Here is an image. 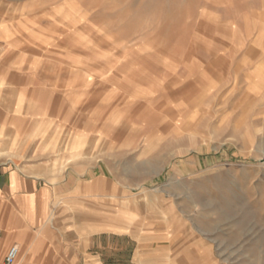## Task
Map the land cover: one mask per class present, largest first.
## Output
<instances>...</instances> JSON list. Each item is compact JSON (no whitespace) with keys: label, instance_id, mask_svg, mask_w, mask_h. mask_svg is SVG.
Here are the masks:
<instances>
[{"label":"rangeland","instance_id":"rangeland-1","mask_svg":"<svg viewBox=\"0 0 264 264\" xmlns=\"http://www.w3.org/2000/svg\"><path fill=\"white\" fill-rule=\"evenodd\" d=\"M60 1L0 0V140L63 184L53 210L131 212L135 245L163 213L161 264H264V0Z\"/></svg>","mask_w":264,"mask_h":264},{"label":"crops","instance_id":"crops-1","mask_svg":"<svg viewBox=\"0 0 264 264\" xmlns=\"http://www.w3.org/2000/svg\"><path fill=\"white\" fill-rule=\"evenodd\" d=\"M21 104L22 101L18 100L20 108ZM34 109V106H29L30 112ZM13 132L9 143L0 140V251L8 248V254L12 248L9 246L17 245L19 255L16 262L21 264H161L164 262V257L168 256H163V253L172 252V247L168 246L164 248L165 251H159L148 247L147 243L153 241L158 243L166 240L167 237L160 235L152 239V235L144 236V233L140 234V232L149 230V227L159 222L174 229L171 228V221L165 214L160 213L158 217L151 220L144 219L140 223L136 238L140 235L141 239H136L135 245L131 239L125 238L129 237L137 222L136 216L131 212L117 214L108 222L90 225L89 213L81 206L78 209L79 213H61L58 209L54 211L55 208L51 206L59 205L65 200L63 184H58L59 186L43 184L40 162L24 163L20 130L15 128ZM79 187L80 185L76 184L71 191ZM81 200L87 201L86 193ZM121 240L126 242L123 252L116 249ZM159 244L155 246L158 247ZM115 249L118 250L116 254ZM105 254H108V260H105ZM176 256L180 257L177 254ZM179 260L181 264L183 258ZM167 264H179V262L172 260Z\"/></svg>","mask_w":264,"mask_h":264},{"label":"bare ground","instance_id":"bare-ground-1","mask_svg":"<svg viewBox=\"0 0 264 264\" xmlns=\"http://www.w3.org/2000/svg\"><path fill=\"white\" fill-rule=\"evenodd\" d=\"M111 1V0H110ZM115 2L120 5L122 0H115ZM101 3V2H100ZM116 5V7L118 6ZM70 2L69 0H63L60 1L56 7L55 14L58 16L59 21L61 22H68V23H73V22H87L90 21L94 15L90 16L89 11L86 12L84 6H77L74 9L70 8ZM91 6L89 7V9ZM65 13V15H63ZM180 23V22H179ZM49 38V37H48ZM68 38V37H67ZM18 41V40H17ZM46 43V42H45ZM48 43V42H47ZM48 45V44H45ZM119 59V58H118ZM72 64V63H71ZM76 65V64H75ZM77 68V67H75ZM111 73V72H110ZM189 77V76H188ZM194 78V77H193ZM188 79V78H187ZM185 81V80H184ZM191 81V80H190ZM172 104V103H171ZM175 105V104H174ZM164 123V122H163ZM49 126V125H48ZM130 132V131H129ZM122 222V221H121ZM96 226V225H95ZM105 228V227H104ZM115 230V229H114ZM144 230V229H143ZM142 230V231H143ZM18 259V258H17ZM16 259V261H17ZM14 262V264H21L20 262ZM178 261V260H177Z\"/></svg>","mask_w":264,"mask_h":264},{"label":"built area","instance_id":"built-area-1","mask_svg":"<svg viewBox=\"0 0 264 264\" xmlns=\"http://www.w3.org/2000/svg\"><path fill=\"white\" fill-rule=\"evenodd\" d=\"M19 250L16 247H13L9 250L6 256V264H14L16 259L18 258Z\"/></svg>","mask_w":264,"mask_h":264}]
</instances>
